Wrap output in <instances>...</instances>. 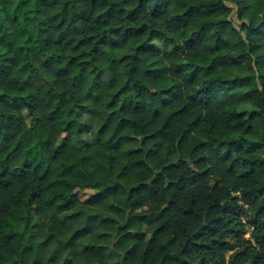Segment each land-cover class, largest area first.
<instances>
[{
  "label": "clouds",
  "instance_id": "clouds-1",
  "mask_svg": "<svg viewBox=\"0 0 264 264\" xmlns=\"http://www.w3.org/2000/svg\"><path fill=\"white\" fill-rule=\"evenodd\" d=\"M0 264H264V0H0Z\"/></svg>",
  "mask_w": 264,
  "mask_h": 264
}]
</instances>
